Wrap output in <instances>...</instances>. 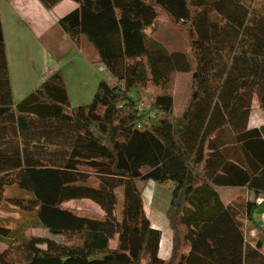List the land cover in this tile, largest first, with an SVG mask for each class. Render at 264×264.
Wrapping results in <instances>:
<instances>
[{"label": "trees", "instance_id": "obj_1", "mask_svg": "<svg viewBox=\"0 0 264 264\" xmlns=\"http://www.w3.org/2000/svg\"><path fill=\"white\" fill-rule=\"evenodd\" d=\"M72 1L79 7L59 27L84 36L115 79H102L84 106H71L60 70L15 101L0 17V208L34 215L49 233L29 237L0 217V264H264L253 204L251 240L218 191L264 194V127H249L255 101L264 111V8H252L256 0ZM160 14L184 32L187 53L150 48L145 30ZM175 73L192 74L185 112L174 116L168 94L142 111L134 91H164ZM166 127L172 143L160 133ZM138 182L172 184L167 261ZM73 201L101 214L65 206Z\"/></svg>", "mask_w": 264, "mask_h": 264}, {"label": "crops", "instance_id": "obj_2", "mask_svg": "<svg viewBox=\"0 0 264 264\" xmlns=\"http://www.w3.org/2000/svg\"><path fill=\"white\" fill-rule=\"evenodd\" d=\"M251 6L254 9H262L264 0H256ZM78 7L79 4L72 0L62 1L52 10H46L41 0H0V17L16 102L24 99L59 70L64 74L72 103L84 106L93 101L100 81L97 69L100 64L99 55L84 36L77 31L65 34L58 24L61 18ZM54 28L59 29L66 40L58 54L65 56L59 60L52 59L42 43V38L50 37ZM180 30L165 15L160 14L154 24L145 30V34L153 50H161L165 54L187 53V44L178 45L177 36L182 33ZM49 39L51 40V37ZM249 127H264V111L257 101L253 105ZM218 191L224 204L238 211L240 217H244L245 226L251 228L248 230V236L251 240L254 239L258 231L248 224L246 205L253 204L251 218L258 226L264 227V203L255 202L258 198H264V194L256 196L247 188H219ZM152 227L162 232L159 256L167 261L173 252V233L170 227H164L166 234L162 228L154 224Z\"/></svg>", "mask_w": 264, "mask_h": 264}, {"label": "rangeland", "instance_id": "obj_3", "mask_svg": "<svg viewBox=\"0 0 264 264\" xmlns=\"http://www.w3.org/2000/svg\"><path fill=\"white\" fill-rule=\"evenodd\" d=\"M181 32L182 33H179L177 36L178 45H188L184 32ZM50 37L51 40L49 39ZM50 37L42 38V43L48 49L49 53L51 54V58L54 60H59L65 56L58 54L59 52H61V47L65 45L66 40L63 38L61 31L57 28H54V30H52V34ZM97 69L100 81L102 79H105L110 84H115V79L111 75L107 74V71L101 64L97 65ZM191 92L192 74L175 73L172 77L171 83L164 91L152 88H142L141 90L134 91L133 98L136 99L139 104L143 106L144 111L148 112L151 108V101L155 96L164 94L171 95L173 96L175 102L174 116L179 117L185 112L189 104ZM71 106L77 107L79 105L74 102H71ZM152 115H154V113H152ZM167 130L168 127H166V130H161L160 133L163 136H166L163 137L164 140H166L168 143H172V138L171 136H169L170 133L168 135ZM138 186L143 192L142 194L145 203V211L147 213L148 218L150 219L152 224L162 228L161 230H163L164 234H166L167 231L164 230V227L169 228L167 221V211L170 208L172 202V184L162 185L155 182H138ZM10 195L13 194L9 192L8 196ZM255 202L257 203V200ZM65 206L75 209L84 214H101L99 207L90 201H73L67 203ZM0 217L3 219L6 225L10 226L11 228H19L23 230L25 235L29 237L49 236V233L45 229L37 225L34 215L24 213L10 204H5L3 207L0 208Z\"/></svg>", "mask_w": 264, "mask_h": 264}, {"label": "built area", "instance_id": "obj_4", "mask_svg": "<svg viewBox=\"0 0 264 264\" xmlns=\"http://www.w3.org/2000/svg\"><path fill=\"white\" fill-rule=\"evenodd\" d=\"M140 109H141L142 111L144 110L142 105H141ZM257 203H258V204H262V203H264V198H258V199H257Z\"/></svg>", "mask_w": 264, "mask_h": 264}]
</instances>
